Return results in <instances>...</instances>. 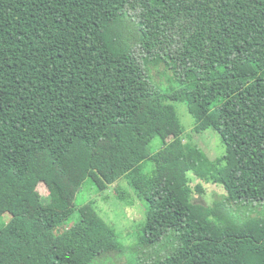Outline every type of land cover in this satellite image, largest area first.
I'll use <instances>...</instances> for the list:
<instances>
[{
	"label": "trees",
	"instance_id": "16d2710c",
	"mask_svg": "<svg viewBox=\"0 0 264 264\" xmlns=\"http://www.w3.org/2000/svg\"><path fill=\"white\" fill-rule=\"evenodd\" d=\"M176 101L224 155L185 145ZM191 170L223 199L196 203ZM124 178L148 203L138 244L173 240L135 264H264V215L236 210L264 204V0H0V264L124 253L76 204L92 179L132 205Z\"/></svg>",
	"mask_w": 264,
	"mask_h": 264
},
{
	"label": "rangeland",
	"instance_id": "374dc122",
	"mask_svg": "<svg viewBox=\"0 0 264 264\" xmlns=\"http://www.w3.org/2000/svg\"><path fill=\"white\" fill-rule=\"evenodd\" d=\"M152 74L155 83L160 86H178L177 83L170 85V80L166 74H160L155 69L152 70ZM174 104L176 105L181 121L185 126V132L181 136L185 145L187 147H198L210 160H216L218 157L224 155L226 145L218 132L212 128L201 132L196 131L195 119L189 112L187 105L181 101H176ZM160 141L161 138L156 137L152 143V147L155 148L158 145L160 146ZM149 166H152V164ZM189 177L190 183L194 189L193 200L196 203H203L212 206L216 200L223 199L226 194V190L221 184L204 181L195 174L194 170L189 172ZM121 184L133 194L132 199L134 201L132 205L117 200L114 189L112 188L108 189L106 192L99 191L95 187V181L92 179H88L84 183L82 189L77 195V205L95 200V205L97 206L98 211L117 230L120 239H122L125 245L124 253L121 255L105 253L103 257L94 261L92 264H135L136 262H139V259H144L146 261L154 257L165 256L172 249V239H163L159 245L152 248H142L138 244L141 235V228L145 225L147 219L148 203L135 194V191L130 187L127 179H122ZM198 184L202 186V191L197 188ZM254 206L255 207L251 208L250 205L249 207L238 205L236 206V210L239 214H244L246 212L251 216L264 215V204H254ZM76 214L77 213H75L70 220L66 221V223H73Z\"/></svg>",
	"mask_w": 264,
	"mask_h": 264
}]
</instances>
